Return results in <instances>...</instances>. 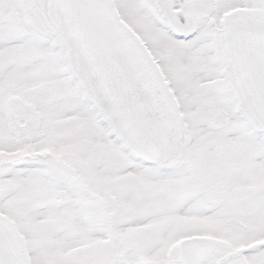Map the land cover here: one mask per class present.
<instances>
[{"label": "snow or ice", "instance_id": "6c2138e0", "mask_svg": "<svg viewBox=\"0 0 264 264\" xmlns=\"http://www.w3.org/2000/svg\"><path fill=\"white\" fill-rule=\"evenodd\" d=\"M0 264H264V0H0Z\"/></svg>", "mask_w": 264, "mask_h": 264}]
</instances>
